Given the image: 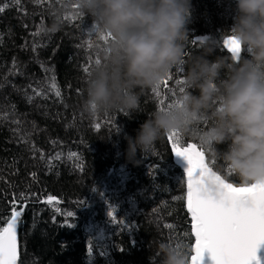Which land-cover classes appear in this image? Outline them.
Instances as JSON below:
<instances>
[{
    "label": "trees",
    "instance_id": "obj_1",
    "mask_svg": "<svg viewBox=\"0 0 264 264\" xmlns=\"http://www.w3.org/2000/svg\"><path fill=\"white\" fill-rule=\"evenodd\" d=\"M57 4L0 0V227L13 194L25 193L18 264H160L159 242H195L185 236L191 232L185 178L167 137L145 156L138 152L135 164L126 158L125 137L135 138L160 99L167 97L165 106L175 101L182 86L175 80L184 79L186 68L173 70L167 88L146 90L137 112L93 118L82 108L85 80L104 45L84 14H68L61 31L45 34L48 9ZM191 6L186 55H199L202 40L219 45L207 59L230 55L223 39L236 0H191ZM226 182L239 187L235 177ZM48 196L51 203L41 202Z\"/></svg>",
    "mask_w": 264,
    "mask_h": 264
},
{
    "label": "clouds",
    "instance_id": "obj_2",
    "mask_svg": "<svg viewBox=\"0 0 264 264\" xmlns=\"http://www.w3.org/2000/svg\"><path fill=\"white\" fill-rule=\"evenodd\" d=\"M191 7V0H60L48 9L52 23L43 31L55 35L71 13L91 18L104 45L85 80L82 108L93 118L137 112L146 90L159 88L178 66L186 68L172 105L155 108L135 138L125 137L128 162L138 163V152L145 156L179 133L202 148L214 172H230L227 180L235 177L239 187L264 184V0H236L226 36L238 42L239 59H207L219 46L213 40L200 42L199 55H186ZM156 253L160 264H188L190 255L163 241Z\"/></svg>",
    "mask_w": 264,
    "mask_h": 264
},
{
    "label": "snow or ice",
    "instance_id": "obj_3",
    "mask_svg": "<svg viewBox=\"0 0 264 264\" xmlns=\"http://www.w3.org/2000/svg\"><path fill=\"white\" fill-rule=\"evenodd\" d=\"M44 2L46 0H37V3ZM59 2L60 0H57V3ZM81 15L77 12L71 18L75 19ZM69 18V15H66L62 19L67 21ZM91 31L94 32L92 29ZM223 48L235 59H239L241 49L234 37H225ZM95 63H99V59H96ZM41 67L43 68V65ZM44 70L49 71L46 68ZM173 79L170 73L163 86L167 88ZM175 83L182 85L183 80L176 79ZM55 86L54 84L53 87ZM33 91H36L37 95L40 94L36 89ZM178 91H182V86ZM169 92L173 97L176 95L175 90L169 89ZM56 95H60L59 91ZM166 99L167 97L159 100L161 108L172 105L173 102H169L165 106ZM99 127L97 124L96 128ZM167 140L171 144L172 153L183 158L188 164L187 212L190 214L191 232L185 233V236H194L195 242L190 245H177L188 248V264H204L206 253L210 256L212 264H261L257 252L264 247V184L235 187L226 182L225 176L212 170L198 144L187 143L186 147L182 146L185 139L179 133L169 134ZM52 200L53 197L48 196L46 201L41 202L51 203ZM28 203L25 193H20L18 197L13 194L10 215L5 218L4 226L0 227V264H18L17 229ZM67 216L71 217L73 213L68 212ZM115 219L113 216V220ZM166 227L172 229L173 225ZM89 252L91 253V248Z\"/></svg>",
    "mask_w": 264,
    "mask_h": 264
},
{
    "label": "water",
    "instance_id": "obj_4",
    "mask_svg": "<svg viewBox=\"0 0 264 264\" xmlns=\"http://www.w3.org/2000/svg\"><path fill=\"white\" fill-rule=\"evenodd\" d=\"M173 159H174L175 164L178 166V168L183 172V175H184V178H185V184H186V207H187V176H186V169L188 168V164L183 158L177 157L176 155H174ZM17 236H18V229H17ZM18 246H19V243H18ZM18 250H19V248H18ZM257 256H258L261 264H264V247H262V248H260L258 250ZM204 264H212L210 256L207 253L205 254V257H204Z\"/></svg>",
    "mask_w": 264,
    "mask_h": 264
}]
</instances>
